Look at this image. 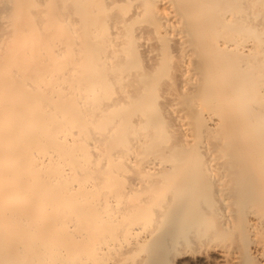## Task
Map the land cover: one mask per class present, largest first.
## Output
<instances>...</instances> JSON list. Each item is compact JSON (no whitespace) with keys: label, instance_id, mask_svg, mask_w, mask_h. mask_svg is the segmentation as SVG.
I'll use <instances>...</instances> for the list:
<instances>
[{"label":"bare ground","instance_id":"obj_1","mask_svg":"<svg viewBox=\"0 0 264 264\" xmlns=\"http://www.w3.org/2000/svg\"><path fill=\"white\" fill-rule=\"evenodd\" d=\"M75 2V23L26 0L3 22L0 264L198 240L264 264V0ZM61 22L85 31L69 65Z\"/></svg>","mask_w":264,"mask_h":264},{"label":"rangeland","instance_id":"obj_2","mask_svg":"<svg viewBox=\"0 0 264 264\" xmlns=\"http://www.w3.org/2000/svg\"><path fill=\"white\" fill-rule=\"evenodd\" d=\"M10 1L11 0H0V35L2 34L4 29L3 22L7 20V13L10 8V4H9ZM26 1L30 4V10L32 11L31 14L33 15L34 19H35L34 13L37 10V7L40 6L42 3H44V7L48 15L50 13H55L59 17V20L66 19L70 23H75L76 21H78V19H80L81 7L75 8L79 5L78 3L75 2V0H26ZM123 6L126 9H128V11L133 8V7L130 8V6L127 5L126 3H123ZM139 22L141 24H144L145 21L144 19L140 18ZM140 23L139 25H141ZM61 25L62 28L59 27L57 29V36L60 37L62 35L63 38H66L67 41L73 44V47L69 50L68 54H66L63 57H59L56 61L59 63H63L64 65L65 64L69 65V63L72 62L74 58L73 49L76 48L78 44L81 42V36H83V33L85 31H83L82 29L79 30L77 27L74 30H71L70 27L68 28L67 25L63 22H61ZM53 37H54V33H53ZM139 55H140V63L144 64L145 59L143 58V54L141 50L139 51ZM36 59L37 57L34 56V60ZM233 236H234L233 233H228V232L224 233L223 235L218 236L220 238L218 237L214 238L211 245L222 242L224 244L226 243V241L228 243L229 241H232ZM225 238L227 239L225 240ZM153 247L154 246L151 245L148 247H140V249L137 250L136 253L130 256L131 258L129 257L132 260H128L127 264H194L195 262L196 264H212V263L217 264V262H215L216 260H214L213 258L211 260H206L207 254L210 253L211 256L214 257L216 256V253L214 250H212L213 248L207 247V244H204L203 240H201L200 242L198 240L196 243L191 245H184V249L183 247H181L180 248L181 250L170 251L168 249H165L163 251H159V249L157 250L156 247L154 248ZM194 248L195 250L197 249L198 252L195 251ZM153 249L156 250V252L153 251ZM181 251H183L184 253H182ZM157 252H160L161 254L160 253L158 254ZM136 260L137 262H135Z\"/></svg>","mask_w":264,"mask_h":264}]
</instances>
